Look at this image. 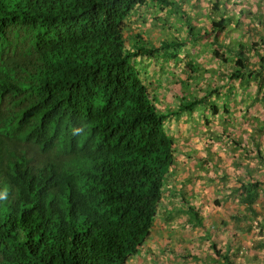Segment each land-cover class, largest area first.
I'll use <instances>...</instances> for the list:
<instances>
[{
  "label": "trees",
  "instance_id": "obj_1",
  "mask_svg": "<svg viewBox=\"0 0 264 264\" xmlns=\"http://www.w3.org/2000/svg\"><path fill=\"white\" fill-rule=\"evenodd\" d=\"M195 1L0 0V264L137 259L174 190L172 119L225 157L186 170L179 213L207 250L170 264H264V0L225 15Z\"/></svg>",
  "mask_w": 264,
  "mask_h": 264
},
{
  "label": "rangeland",
  "instance_id": "obj_2",
  "mask_svg": "<svg viewBox=\"0 0 264 264\" xmlns=\"http://www.w3.org/2000/svg\"><path fill=\"white\" fill-rule=\"evenodd\" d=\"M210 1L211 0H196L195 3H196V5H198L199 11L201 9V11H203L205 13V15H207V14L213 13ZM216 1L219 4L220 3L226 4L227 9L221 8V13H223V15L230 13V12L236 13L237 10L243 11V10L247 9V7L255 9L254 5H251V2H253L254 0H216ZM192 5H193V3H192ZM184 8L188 10L187 12H189V13L191 12L192 7L190 6V3H187ZM199 11L193 13L194 17H195V15H198ZM232 13H231V15H232ZM217 17H219V15H217ZM244 17H242V18H244ZM200 18L198 19L197 24H199L200 22L201 23L203 22V21H201ZM232 21H233L232 24L234 25L236 23V18H234ZM195 26H198V25H195ZM137 27L139 29H141V24H138ZM146 27H148V26H146ZM208 38H211V36L207 37L206 39H208ZM221 38H225L224 35H222ZM226 38H227V36H226ZM244 38H246V36ZM202 52H204V50L201 49L199 51L200 58L205 55V54L203 55ZM179 57L181 59H183L184 58L183 53L180 54ZM198 63H202L204 66H206V68H204L202 65V67L204 68L203 69L204 71H210L211 70L213 72H217V70H218L217 67L213 66V65H212V67L209 68V65H211V64H209L208 62L204 63V61H202L200 59L198 60ZM153 69L154 68H152V70ZM165 71H167V69H165ZM201 79L203 80V78H201ZM152 80L154 81L156 88H159V90L161 92V94H160L161 97H165V96H167L166 95L167 93H171L170 84L174 80V78L171 75H168L167 77H165V75L161 73V76H159V77L158 76H152ZM214 80L217 81L218 77H214ZM204 81L205 80H203L202 83ZM165 87L169 88L168 91L164 89ZM171 90L173 91L175 89H171ZM176 92H178V91H176ZM161 97H159V98H161ZM233 112L235 114H237L239 112V110L234 109ZM213 122L217 123V125H214L212 129L214 131H218L219 130L218 120L214 119ZM189 128H190L189 123H184V125H183L181 119H172L171 124L168 128V132L170 133V135H172V137L174 139V144H176V148H177V149H175L177 159H176L175 164L171 170V172H173V176H174V178H173L174 179V185H173L174 190H178V189L182 188V185H181L183 183L182 181L185 179L186 174H188V171H186V170H189L191 168V166L194 165L195 167H197L198 163H200L206 157L211 160L212 164H216L215 159H217V157H225V154L221 149L219 150V149L215 148L216 146L214 148H210L209 146L212 144L211 143L208 144L209 141L207 142V144L205 146H199L198 147L195 139L197 137L200 140V139H202V136L201 135L197 136L196 134L194 135L193 132L192 133L188 132ZM201 132H204V130H201ZM262 136H263V138H262L263 143H262V149L261 150H264V134ZM208 139H209V137H208ZM222 143L224 146L227 142H225L223 140ZM246 143L249 144L248 142H246ZM221 146H222V144H221ZM228 146H231V145H228ZM194 147H196V148H194ZM251 156L254 157V153H252ZM211 162L207 163L206 169H204V167L201 166V167H203L202 172L207 173V175H209V176L213 175V173H214L213 170H215L214 166L210 164ZM223 164L227 168L230 167L229 159L226 158V160ZM206 170H207V172H206ZM236 174H237V172L234 173V175H236ZM204 181L206 182V177H205ZM186 185H187V181L183 184V189H185ZM192 189H193L194 195H199V196H201V198L208 197V194L205 193V191L203 190L204 188L200 186V183L198 181H194ZM179 200L181 201V195L179 196ZM206 203H207L206 212L201 214V215H203V217H206V218H207V216H212L210 218H214V217L219 218L215 213H211L213 211L212 206L213 205L215 206L216 200L214 198H211L210 200L207 199ZM188 205H189V207L193 208L192 200L188 203ZM184 206H186V205H184ZM184 206L182 205L183 210L185 208ZM198 208H199V206L196 205V207L193 209V211H196V209H198ZM227 211H229V210L226 208H220L217 210V212L222 214L223 217H225V214L227 213ZM160 214H158V216ZM213 215H214V217H213ZM186 218L188 219V215L185 216V214L182 215V214L177 213L174 216V218H170L168 220V222L165 224V226L160 227V226L156 225L157 231H155L154 233H156L158 231H159V233H158V235L157 234L153 235L154 240L150 241V243L147 244V248L145 250L147 252V255L143 254V256H140L142 258H138V259L134 260L133 263L136 262V264H170L171 261H173L171 258V257H173V255L169 254V250H172L174 254H178L180 252H184V254L186 252H188V253L191 252L193 255H195V257L203 258L204 254L206 253V250H207L206 244L202 243L203 241L199 240L200 237L203 235V233L200 231L198 232V230L197 231L194 229L191 230L189 226L184 227ZM179 237L181 239H179ZM246 240H247V237H246ZM181 249L186 250V252L182 251ZM174 264H199V263L198 262L193 263L191 260H185V259H183L181 261V259H179Z\"/></svg>",
  "mask_w": 264,
  "mask_h": 264
},
{
  "label": "crops",
  "instance_id": "obj_3",
  "mask_svg": "<svg viewBox=\"0 0 264 264\" xmlns=\"http://www.w3.org/2000/svg\"><path fill=\"white\" fill-rule=\"evenodd\" d=\"M197 196V195H196ZM194 200V199H193ZM192 200V201H193ZM206 200H207V198H206ZM181 201L179 200V195H178V193L176 192V190H172L171 192H169L166 196H165V198L163 199V202H162V209H160L159 211H158V213H157V217H156V220H155V223H154V227H153V230H152V232H151V237H152V239L154 240V237H153V235H155V234H157L158 235V233H159V231L158 232H156V233H154L155 231H157L156 230V225H158V226H165V224L168 222V220L170 219V218H174V217H172V216H169V212H171V214L172 215H176L177 213H179V210L180 211H182L183 210V208H182V205H181V203H180ZM193 204V206H194V204L195 203H192ZM207 204V203H206ZM178 205V206H177ZM197 206H198V204H197ZM174 212V213H173ZM177 212V213H176ZM161 213V214H160ZM158 214H160L159 216H158ZM180 214V213H179ZM150 243V242H149ZM133 260L134 259H131V261H129L128 262V264H136V262L135 263H133ZM135 260H136V258H135Z\"/></svg>",
  "mask_w": 264,
  "mask_h": 264
},
{
  "label": "clouds",
  "instance_id": "obj_4",
  "mask_svg": "<svg viewBox=\"0 0 264 264\" xmlns=\"http://www.w3.org/2000/svg\"><path fill=\"white\" fill-rule=\"evenodd\" d=\"M145 250H146V249H145ZM143 254H144V255H147V252H146V251H145V252H144V251L141 252V253L139 254V257H137V259H138V258H142V257H140V256H143ZM133 261H134V260H133Z\"/></svg>",
  "mask_w": 264,
  "mask_h": 264
}]
</instances>
